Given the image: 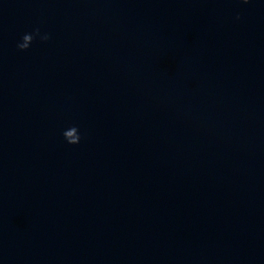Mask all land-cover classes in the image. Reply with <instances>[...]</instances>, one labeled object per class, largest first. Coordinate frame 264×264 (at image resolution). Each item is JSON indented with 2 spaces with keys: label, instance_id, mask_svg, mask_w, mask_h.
<instances>
[{
  "label": "clouds",
  "instance_id": "obj_1",
  "mask_svg": "<svg viewBox=\"0 0 264 264\" xmlns=\"http://www.w3.org/2000/svg\"><path fill=\"white\" fill-rule=\"evenodd\" d=\"M241 2L247 4L249 3V0H241ZM236 18L240 19L239 16H237ZM50 38H51L50 35L47 33L41 34L40 28L37 27L34 28L32 32L25 33L22 36L21 41L17 44V48L20 51H26L30 48L34 40L40 39L41 41H47ZM62 135L64 137V140L70 145H76L81 140L79 129L76 126H71L65 129Z\"/></svg>",
  "mask_w": 264,
  "mask_h": 264
}]
</instances>
